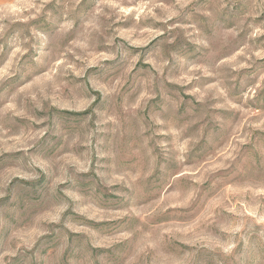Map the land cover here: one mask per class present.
Instances as JSON below:
<instances>
[{
  "label": "rangeland",
  "instance_id": "rangeland-1",
  "mask_svg": "<svg viewBox=\"0 0 264 264\" xmlns=\"http://www.w3.org/2000/svg\"><path fill=\"white\" fill-rule=\"evenodd\" d=\"M0 264H264V0H0Z\"/></svg>",
  "mask_w": 264,
  "mask_h": 264
}]
</instances>
